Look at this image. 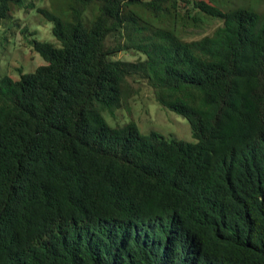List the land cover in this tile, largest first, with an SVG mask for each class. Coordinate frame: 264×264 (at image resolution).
Segmentation results:
<instances>
[{"label": "trees", "instance_id": "obj_1", "mask_svg": "<svg viewBox=\"0 0 264 264\" xmlns=\"http://www.w3.org/2000/svg\"><path fill=\"white\" fill-rule=\"evenodd\" d=\"M68 1L0 0L55 39L23 24L43 62L0 75V264H264V11ZM141 86L192 141L105 121Z\"/></svg>", "mask_w": 264, "mask_h": 264}, {"label": "rangeland", "instance_id": "obj_2", "mask_svg": "<svg viewBox=\"0 0 264 264\" xmlns=\"http://www.w3.org/2000/svg\"><path fill=\"white\" fill-rule=\"evenodd\" d=\"M33 1L35 6L43 7L63 20H70L67 8L68 0ZM215 4L224 10L238 6L258 13L264 11V0H215ZM131 9L140 13L137 7L132 6ZM23 24L28 31H34L33 36L36 39L55 42L50 32V21L36 13L34 9L25 11L24 8H20L14 11L10 20L0 23V75L8 74L12 78H17L18 69L21 72H27L43 62L41 57L33 52L24 40L21 33ZM201 33V29L188 28L185 30L184 36L192 38ZM117 56L123 59L136 57L123 53H118ZM128 114L129 116L124 109H116L111 116L103 113V117L111 126L121 125L131 119L140 134L154 131L165 138L193 140L186 119L158 105L151 97L150 90L145 86H141L139 93L130 100Z\"/></svg>", "mask_w": 264, "mask_h": 264}]
</instances>
